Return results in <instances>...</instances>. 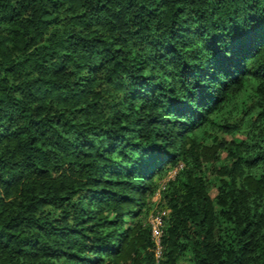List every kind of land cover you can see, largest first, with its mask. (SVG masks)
<instances>
[{"label": "trees", "instance_id": "16d2710c", "mask_svg": "<svg viewBox=\"0 0 264 264\" xmlns=\"http://www.w3.org/2000/svg\"><path fill=\"white\" fill-rule=\"evenodd\" d=\"M186 254L264 264V0H0V264Z\"/></svg>", "mask_w": 264, "mask_h": 264}, {"label": "rangeland", "instance_id": "374dc122", "mask_svg": "<svg viewBox=\"0 0 264 264\" xmlns=\"http://www.w3.org/2000/svg\"><path fill=\"white\" fill-rule=\"evenodd\" d=\"M225 158H226V154H223L222 159H225ZM174 176H175V170H171L168 172V174L165 177L158 180L159 191H157L155 195L147 197V207L142 208L140 211L141 219H144L146 222L151 224L152 222H154L157 216L163 215L164 212H166V211L160 210L161 209V207L159 206L160 198H161L160 190H162L163 188L162 186L170 178H173ZM213 180L215 184H213L210 195L214 199L218 193V190H217L218 183L215 178H213ZM180 264H190V255L186 254L180 260Z\"/></svg>", "mask_w": 264, "mask_h": 264}, {"label": "built area", "instance_id": "2783aa9c", "mask_svg": "<svg viewBox=\"0 0 264 264\" xmlns=\"http://www.w3.org/2000/svg\"><path fill=\"white\" fill-rule=\"evenodd\" d=\"M169 212H164L163 215L157 216L154 222L151 223L152 226V236L153 241L156 245V256L157 259L160 260L162 257V237L164 234L163 226H164V217H166Z\"/></svg>", "mask_w": 264, "mask_h": 264}]
</instances>
